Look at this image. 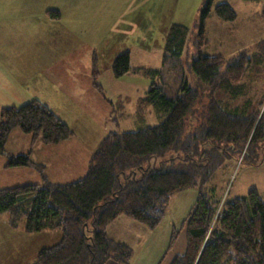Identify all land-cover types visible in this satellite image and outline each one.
Segmentation results:
<instances>
[{
  "label": "trees",
  "instance_id": "16d2710c",
  "mask_svg": "<svg viewBox=\"0 0 264 264\" xmlns=\"http://www.w3.org/2000/svg\"><path fill=\"white\" fill-rule=\"evenodd\" d=\"M210 10L209 0L200 14L198 48L206 44L204 25ZM213 13L223 23L236 18L225 3L215 5ZM187 35L186 27L171 25L163 47V70L140 72L154 79L164 69L175 68ZM247 63L244 54L225 60L202 56L197 49L187 63L190 84L181 80L175 90L169 87L167 92L163 85L152 83L140 102L165 115L164 120L135 132L108 133L77 181L52 184L28 154L9 157L6 168L33 169L43 185L0 189V215H7L12 226L23 221L27 233L61 232L59 242L40 249L31 264H130L131 249L111 240L107 226L123 216L152 231L162 221L171 198L188 189L196 191V200L182 224L185 251L170 264H264V199L255 189L240 198L220 199L213 184L228 161L240 158L242 163L253 143L264 142V102L254 109L249 101L231 107L220 99L221 94L232 98L238 94L237 83ZM128 70L129 56L123 52L114 59L112 71L119 77ZM15 129L44 145L72 137L66 125L37 101L3 108L0 156ZM175 238L173 232L168 250Z\"/></svg>",
  "mask_w": 264,
  "mask_h": 264
},
{
  "label": "rangeland",
  "instance_id": "374dc122",
  "mask_svg": "<svg viewBox=\"0 0 264 264\" xmlns=\"http://www.w3.org/2000/svg\"><path fill=\"white\" fill-rule=\"evenodd\" d=\"M208 1L93 0L60 5L63 17L55 23H0V110L37 101L66 125L77 142L90 143L93 154L108 133L135 132L164 120L165 115L140 102L152 83L163 85L167 92L166 88L175 90L181 80L190 84L187 63L197 49L202 56L225 60L244 54L248 63L237 83L238 94L233 98L221 94L220 99L231 107L249 101L255 109L264 102V0H210L204 25L206 44L198 48L200 14ZM219 3L233 10V22L215 17L213 8ZM105 14L115 21H103ZM173 24L188 29L184 51L175 68L150 79L140 70H163L165 37ZM123 52L128 53L129 70L116 77L112 64ZM9 135L12 151L32 150L30 135L25 140H17L13 132ZM75 166L76 161L70 165L71 179L55 185L83 178H72ZM213 184L220 199L240 198L250 189L264 199V142L253 143L242 163L240 158L228 161ZM185 206L189 208L188 199ZM60 238L59 229L27 233L23 221L12 226L7 215H0V264H31L40 249L56 245ZM174 252L181 255L182 247L175 246Z\"/></svg>",
  "mask_w": 264,
  "mask_h": 264
},
{
  "label": "crops",
  "instance_id": "0c3cea01",
  "mask_svg": "<svg viewBox=\"0 0 264 264\" xmlns=\"http://www.w3.org/2000/svg\"><path fill=\"white\" fill-rule=\"evenodd\" d=\"M91 1L93 0H0V23L8 25L19 21L28 23L30 20L33 22L40 21L42 25L55 23L62 20L63 17L60 5L76 6ZM51 13H56L58 18L50 17ZM101 19L103 21H115V19L110 20L106 14ZM6 25L5 27H9ZM12 132L17 140L27 138L25 134L17 131V129ZM8 139L9 137L5 144V154L0 156V189L41 183L38 173L33 169L6 168L9 157L28 154L33 164L43 167L48 182L57 184L71 179L69 175L70 165L75 164V161L77 166L74 168V177L72 178L82 177L86 173L92 155V150L89 148L92 145L77 142L73 135L57 145H44L31 139L30 146L32 150L18 149V152H14L9 148ZM46 157L49 160L45 164L43 159ZM195 198L196 191L186 190L175 194L169 202L170 206L168 205L162 221L152 231L120 216L107 226L106 234L114 242L131 249L130 264H170L173 258L178 255L174 252L175 246L182 247L181 254L185 251V230L182 228V224L192 208ZM187 199L189 208L185 206ZM173 232L176 233V238L172 248L168 250ZM105 264L117 263L108 261Z\"/></svg>",
  "mask_w": 264,
  "mask_h": 264
},
{
  "label": "built area",
  "instance_id": "2783aa9c",
  "mask_svg": "<svg viewBox=\"0 0 264 264\" xmlns=\"http://www.w3.org/2000/svg\"><path fill=\"white\" fill-rule=\"evenodd\" d=\"M218 213H219V211H218Z\"/></svg>",
  "mask_w": 264,
  "mask_h": 264
}]
</instances>
